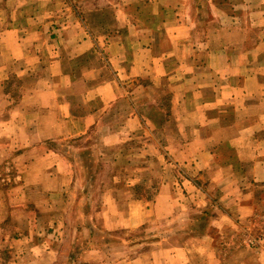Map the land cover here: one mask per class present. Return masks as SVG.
<instances>
[{
	"label": "crops",
	"instance_id": "1",
	"mask_svg": "<svg viewBox=\"0 0 264 264\" xmlns=\"http://www.w3.org/2000/svg\"><path fill=\"white\" fill-rule=\"evenodd\" d=\"M60 1L39 0L40 8L34 10V15L32 0H17L16 11L24 7L25 17L11 18L12 27L0 39L3 146H19L23 151L18 162L27 164L36 160L42 166L48 165L44 171L51 176L63 170L64 161L57 155L61 150L55 149L57 143L76 139L94 141L104 150L118 149L124 156L135 139V154L139 159L158 156L161 151L169 152L167 156L173 157V163L185 159L187 211L197 207V218L208 207L217 211L203 229L190 230L191 234L187 229L191 239H187V248L183 246L177 252L187 255V264H198L191 261L195 251L223 252L224 246L217 248L213 237L222 236L226 228L239 236L245 221L249 223L257 218L264 221V214H256L257 206L264 207V199L257 191L264 188V0H242V3L227 0L224 5L213 0L209 11L220 14V17L216 15L214 34L206 33L203 39L192 40L196 25L187 19L184 50L180 46L176 48L178 42L172 32L176 28L174 18L163 27L153 24L152 28L133 20L129 5L143 0H117L118 7L110 8L117 17L111 25L113 34L104 36L101 43L83 21L85 17H76L72 7ZM103 1L100 0L105 5ZM54 2L56 6L47 7ZM187 2L191 4L192 0ZM132 9L142 11L138 7ZM164 11L170 12L163 6L156 5L153 9L157 15ZM241 11L248 14L244 27L237 15ZM85 13L101 14L102 10L95 6ZM167 24L174 29L169 30ZM158 30H165L170 41L162 52L155 47L160 40L156 36ZM100 44L107 46V63L98 56ZM179 48L181 54L176 52ZM94 59L99 61L95 66ZM172 59L180 64L172 67ZM86 61L93 63H83ZM15 76L24 84L16 105L9 93H5ZM102 77L105 80L98 84L97 79ZM160 91L170 94L167 107L158 100ZM165 116L167 122L160 134L159 120ZM175 122L181 135L171 134ZM205 174L209 179L205 180ZM135 183L142 182L137 180L132 185ZM209 188H218L219 195L217 192L213 198ZM191 191L199 198H193ZM26 198L21 199L26 201ZM127 203L131 206L120 227L125 230L142 227L144 217L151 211L144 208L149 202L133 199ZM9 218V214L2 217L0 213V231ZM194 220H188L187 225ZM27 231L24 228L18 231L19 239H13L8 252L13 256L29 254L23 257L24 262L46 263L56 250L47 241L34 242L33 235ZM259 239L256 249L235 250L231 257L227 255L225 261L218 259L214 264H264V233ZM135 249L136 256L121 264H161L157 260L148 262L158 254L156 250L147 259L139 253L138 246ZM245 250L248 254L253 250L251 259L242 256ZM32 252L40 253L39 258H33ZM169 254L173 258L164 264L183 263L176 259L179 256L176 252ZM51 259L54 264L56 258L51 256ZM7 264L13 263L10 260Z\"/></svg>",
	"mask_w": 264,
	"mask_h": 264
},
{
	"label": "rangeland",
	"instance_id": "2",
	"mask_svg": "<svg viewBox=\"0 0 264 264\" xmlns=\"http://www.w3.org/2000/svg\"><path fill=\"white\" fill-rule=\"evenodd\" d=\"M35 1L31 2L33 14L34 10L39 11L40 8L39 0ZM215 1L224 5L227 0ZM241 1L235 0L237 3H242ZM16 2L17 0H0V39L3 33L12 27L11 18L20 19L21 15L25 17L24 10H22L24 7L16 11L18 5ZM60 2L65 6H71L76 17H85L83 21L90 25L99 43L103 41L104 36L113 34L114 26L111 25L113 18L117 19V17L110 8L118 7L117 0H104L105 5L100 0H67V2L62 0ZM211 3L214 4V1L192 0L190 4L187 0H143L136 5H129V10H131L130 15L133 20L144 22L145 26L148 25L151 28L153 24L163 27L164 23L174 18L176 28L174 29L169 24L167 26L169 30L174 29L172 32L178 42L176 48L180 46L184 50L187 49V19H192L189 21L195 22L196 25L192 29V40L203 39L206 33L209 36L214 34L217 27L216 15L220 17V14L210 13ZM56 4V2L48 3L47 7L50 8ZM140 4L143 7H139ZM156 5L161 8L163 6L170 12L164 11L157 15L153 12ZM58 6L62 5L58 3ZM95 6H100L101 14L85 13ZM135 7L142 8V11H132ZM106 10H108L107 13ZM237 15L241 19L240 24L244 27V23H247V12L241 11ZM18 21L16 19L15 23ZM177 25H180L181 29H178ZM156 36L160 40H157L155 47L162 52L170 43L168 35L165 30H158ZM180 48L176 50L179 54H181ZM106 53V44H100L98 56L100 54L101 60L107 63ZM98 59H94V66L95 63H99ZM170 64L172 67L174 64L177 67L180 63L172 59ZM10 80L7 85L8 91L3 90V92L9 93L12 102L16 105L22 97L24 84L16 76ZM104 80L102 77L97 79V82L100 84ZM161 88L164 89V86ZM164 92H158L160 95L158 100L167 107L170 94ZM151 95L149 94V97ZM144 96L147 95L144 94ZM164 118L159 120L160 134L163 132V125L167 122V117ZM171 134L181 135L178 122H175ZM134 140L129 143V150L125 156L118 149L106 148L104 150L101 145H97L94 141L88 142L86 139L59 142L55 149L59 148L62 152L57 155L64 161L61 165L63 170L59 173H52V176L44 171L48 165L42 166L36 160L27 164L18 162L23 149L19 146L7 148L0 141V154L2 155H0V202L4 201L0 205V213L2 217L9 214L11 218L4 224L3 231H0V264H7L10 260L13 264H32V260L31 262L23 261V257H28L29 254L27 256L15 253L13 256L8 252L13 239H19L18 231L23 228L26 231L29 228L34 242L47 241L49 246L56 250L51 255L54 259L56 258L54 264H121L136 256L135 246H138L139 253L142 252L147 259L150 255L152 256L153 250H156L155 253L158 254H154L152 260L149 259L148 262L157 260L164 264L171 257L173 258L169 252H176V255H179L176 259L183 262L182 264H187V255L177 253L183 246L187 248V239H191L187 236V229L189 233L190 230L203 229L217 211L213 207H208L198 218L195 217L198 215L195 211L197 207H192L187 211V181L184 179V173L187 174V161L184 163L185 159H182L180 163H173L171 161L173 157L168 158L169 152L164 151H161L158 156L149 155L139 159L135 154L137 146ZM136 140L140 142L139 139ZM59 144L60 147H58ZM175 152L178 154V149ZM54 159L57 158L54 157ZM51 163H55V160H51ZM140 169H144L143 173L138 174ZM207 179L209 176L205 174V180ZM137 180L142 183L132 185ZM218 191V188H209V194L211 193L213 198ZM257 191L260 192L259 197L264 199V188H259ZM190 195H194L193 198L197 196L194 191H191ZM23 197H27L26 201L21 199ZM213 198L211 199L215 203ZM133 199H141L144 203L149 202V205H145L144 208L151 209V211L148 217H144L145 223L142 227L125 230L120 226L131 206L127 202ZM6 200L8 204L5 203ZM133 211L136 213V208ZM256 214L258 216L264 214V207L257 206ZM257 219L243 223L242 233H239L240 237L234 235L230 228H226L222 236H214L216 247L221 249V246H224L223 252L200 254L195 251L191 254L194 255L191 261L196 260L198 264L206 262L214 264L218 259L225 261L226 256L231 257L235 250L250 247L256 249L258 247L256 243L264 233V221ZM188 220L194 221L191 225H187ZM248 252V250L241 252L242 256L251 259L253 250L249 254ZM39 254L32 252V257L39 258ZM234 255L237 256V254ZM51 256H48L46 263L41 264H51L53 262Z\"/></svg>",
	"mask_w": 264,
	"mask_h": 264
}]
</instances>
